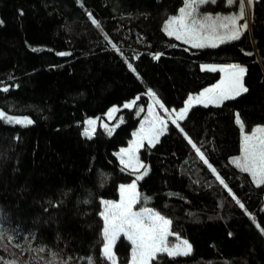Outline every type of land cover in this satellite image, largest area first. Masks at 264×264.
Listing matches in <instances>:
<instances>
[{"label": "trees", "instance_id": "trees-1", "mask_svg": "<svg viewBox=\"0 0 264 264\" xmlns=\"http://www.w3.org/2000/svg\"><path fill=\"white\" fill-rule=\"evenodd\" d=\"M237 3L216 0L202 10L225 15ZM182 6L183 0H0V112L33 121L0 118V260L88 264L91 257L111 264L101 254V201L118 199L120 185L144 172L122 170L116 153L133 139L151 100L166 127L158 142L138 150L148 172L136 181L141 202L134 206L170 220L171 233L192 249L187 256L158 254L154 264H264V186L230 162L240 155L236 114L246 133L264 126V0L250 5L241 39L216 48H193L165 33L164 23ZM206 64L245 67L248 91L218 107L194 105L177 127L169 116L221 78L201 70ZM111 108L118 111L108 120ZM95 117L89 138L85 121ZM113 251L117 264L129 263L128 240L118 238Z\"/></svg>", "mask_w": 264, "mask_h": 264}, {"label": "snow or ice", "instance_id": "snow-or-ice-1", "mask_svg": "<svg viewBox=\"0 0 264 264\" xmlns=\"http://www.w3.org/2000/svg\"><path fill=\"white\" fill-rule=\"evenodd\" d=\"M234 0H227V4L232 5ZM253 0H247L250 6ZM207 3H216V0H183V7L179 9V14L170 17L165 25L164 31L169 36H175L177 40H181L185 44L191 45L193 48H216L219 45L239 41L248 28L247 22L238 23L245 18V0H239V10L235 14L230 15H211L199 13V8ZM91 19V14H89ZM92 23L99 27V23L92 20ZM107 39V36H105ZM115 47V45H113ZM187 51V49H185ZM251 55V53H245ZM59 55H68V53H59ZM158 58V57H157ZM131 68L132 66L129 65ZM201 70L220 71L224 73L221 80L209 88L203 89L196 95H189L184 101V106L175 113V119L169 116L171 123L179 127L178 121H183L189 110L194 104H202L204 107L209 105L220 106L226 100H232L239 97L242 93H246L248 89L244 86L243 77L247 69L239 64H228L217 68L216 66L201 65ZM5 91L7 89H4ZM154 96V93L149 92ZM134 103V102H133ZM161 109L164 105L156 100ZM133 105L125 104V108H131ZM118 109L112 108L108 115L111 117ZM167 112V109H165ZM150 119L147 120L145 126L141 124L140 129L133 133V139L128 148H122L117 154L123 169H132L139 173L143 168L144 172L136 175L135 180L128 185H121V199L119 202L101 201L104 205V211L100 213L103 218L102 230V258L110 261L111 264H117V259L113 251L115 242L118 238L124 237L131 244V261L130 264H154L158 259V254L166 253L169 257L187 256L191 253V245L186 240H180L179 243L168 242V237L173 235L169 231L171 221L160 215L158 212L150 208H141L138 211L133 210L134 205L141 202V197L137 191V183L147 174L148 169L139 161L137 155L143 142L147 140L149 146L159 141L160 135L163 134L166 127L165 121L155 115L151 110L149 112ZM0 118L10 123L30 125L32 120L27 117L20 119L11 116H5L0 112ZM89 125L95 121H87ZM235 123L240 126L241 130V146L240 155L234 158L233 163L241 172L247 173L252 182L257 186H264V126H257L251 129L250 134L245 132V126L239 114H236ZM94 129H85L84 134L91 138ZM183 131V129H181ZM111 135V131L108 133ZM185 139L196 151V155L209 169L216 175L219 181L226 189L228 185L217 174L215 168L206 159L205 154L196 144L185 134ZM229 195L243 209L244 205L236 198V196L228 189ZM145 202L147 198H144ZM247 214V213H246ZM255 222V218L252 217ZM259 227V225H257ZM264 234V229L261 230ZM4 236L0 232V237ZM9 242L12 237H8ZM179 239V237H177ZM42 251V249H40ZM0 264H15V261H2ZM62 264H68L63 261ZM88 264H94L91 257L88 258Z\"/></svg>", "mask_w": 264, "mask_h": 264}, {"label": "rangeland", "instance_id": "rangeland-1", "mask_svg": "<svg viewBox=\"0 0 264 264\" xmlns=\"http://www.w3.org/2000/svg\"><path fill=\"white\" fill-rule=\"evenodd\" d=\"M234 2H235V0H234ZM204 6V5H203ZM203 6L202 7H200L199 8V13H202V14H208V13H206V12H204L203 10H202V8H203ZM237 9L234 11V13H227V14H225V15H230V14H235V13H237L238 12V10H239V4L237 3ZM183 7V6H182ZM249 5L247 4V0H245V18H244V20H241V21H238V23H244V22H247V24H248V28H247V30H249V28H250V22H249ZM178 14H179V11H178ZM177 14V15H178ZM211 15H213V16H215V15H217V14H211ZM220 15V14H219ZM10 20H12V18L10 17ZM166 23V22H165ZM165 23H164V25H165ZM166 33V32H165ZM171 37H174L175 38V36H171ZM179 41H181V40H179ZM182 42V41H181ZM189 45V44H188ZM207 65V64H206ZM209 66H216L217 68H219L220 66H223V65H213V64H209ZM220 72V71H219ZM221 73V72H220ZM223 75H224V73H221V78L223 77ZM221 78H220V80H221ZM219 80V81H220ZM218 81V82H219ZM217 82V83H218ZM216 84V83H215ZM211 86H213V85H211ZM211 86H209V87H211ZM209 87H207V88H209ZM131 104L133 103V102H130ZM130 103H128V104H130ZM194 105H197V104H194ZM112 109V108H111ZM117 109V108H116ZM150 110L155 114V115H157V116H159L161 119H163L165 122H166V119L165 118H163V117H161L160 115H159V113L156 111V107H155V105H154V103L150 100V103H149V106H148V108H147V112H146V115L142 118V120L140 121V124H139V126H138V129L136 130V132L140 129V127H141V124L142 123H144L145 124V126H147V124H146V122H147V120L148 119H150L151 117L149 116V112H150ZM179 111V110H178ZM178 111H176V112H178ZM117 112V111H116ZM116 112L114 113V114H112V116L110 117L109 115H108V113H109V111L107 112V113H105L104 114V117L106 118V119H108V120H112L113 119V117L115 116V114H116ZM175 112V113H176ZM87 121H95V123L94 124H92V125H89L88 123H86ZM97 121H98V118L97 117H95V118H90V119H87L86 121H85V129L87 128V129H95V126H96V124H97ZM85 129H84V132H85ZM94 132V131H93ZM92 132V133H93ZM251 132V131H250ZM250 132H248V134H250ZM133 139H135V137L133 136ZM132 139V140H133ZM131 140V141H132ZM130 141V142H131ZM130 142H129V144H130ZM148 144V142H147V140H145L144 142H143V144ZM129 144L126 146V147H124V148H128L129 147ZM141 148V147H140ZM120 150L121 149H119L118 151H117V153H116V156H117V158H118V160H119V157H118V153L120 152ZM137 155H138V153H137ZM119 162H120V160H119ZM141 163V162H140ZM132 170V169H131ZM133 181H131V182H129V183H127V184H122V185H128V184H131ZM120 187H121V185H120ZM120 187H119V197H118V199H116V200H104V201H113V202H119L120 201V199H121V193H120ZM133 210H135V211H138V210H140V209H135V206L133 207ZM153 210V209H152ZM102 211H104V205L102 206ZM155 211V210H154ZM155 212H157V211H155ZM159 213V212H158ZM160 214V213H159ZM161 215V214H160ZM103 219V218H102ZM167 219V218H166ZM169 231H170V226H169ZM171 232V231H170ZM126 239V238H125ZM127 240V239H126ZM180 240H182V239H177V237H176V235L175 234H173V235H170L169 237H168V242L170 243V244H172V243H179L180 242ZM130 243V242H129ZM24 258V257H23ZM130 261H131V255H130V260H129V263L128 264H130Z\"/></svg>", "mask_w": 264, "mask_h": 264}, {"label": "water", "instance_id": "water-1", "mask_svg": "<svg viewBox=\"0 0 264 264\" xmlns=\"http://www.w3.org/2000/svg\"><path fill=\"white\" fill-rule=\"evenodd\" d=\"M253 54H254V53H253V52H251V55H253ZM251 55H250V56H251Z\"/></svg>", "mask_w": 264, "mask_h": 264}]
</instances>
